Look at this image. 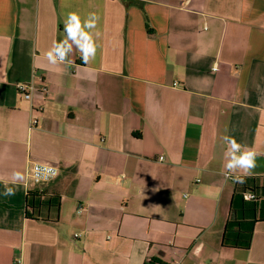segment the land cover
Listing matches in <instances>:
<instances>
[{"label":"crops","instance_id":"0c3cea01","mask_svg":"<svg viewBox=\"0 0 264 264\" xmlns=\"http://www.w3.org/2000/svg\"><path fill=\"white\" fill-rule=\"evenodd\" d=\"M69 12L95 58L53 66ZM224 135L264 153V0H0V264H264V155L226 180Z\"/></svg>","mask_w":264,"mask_h":264},{"label":"clouds","instance_id":"9594fccd","mask_svg":"<svg viewBox=\"0 0 264 264\" xmlns=\"http://www.w3.org/2000/svg\"><path fill=\"white\" fill-rule=\"evenodd\" d=\"M99 16L96 13H89L87 17L81 18L76 12H69L64 21L63 31L65 37L59 41H53L51 48L46 53V58L50 65L59 66L64 64H71L72 61L68 59L69 55L75 48L80 53V59L83 64H88L95 58L97 45L94 33L92 30L97 28ZM215 66L213 71H215ZM24 87V85H20ZM222 140L225 144L224 151V176L225 179H232L235 183H244V177L250 176L252 170L256 167V159L264 153L257 152L254 148L242 145L237 142L235 137L224 135ZM52 178L57 174L54 170L48 169ZM14 181L22 180L23 175L19 172L13 173ZM44 179L49 176L45 175ZM15 189L5 186L3 195H15Z\"/></svg>","mask_w":264,"mask_h":264},{"label":"built area","instance_id":"2783aa9c","mask_svg":"<svg viewBox=\"0 0 264 264\" xmlns=\"http://www.w3.org/2000/svg\"><path fill=\"white\" fill-rule=\"evenodd\" d=\"M20 85H24V87H20ZM18 90L19 93L26 99V100H32L33 99V93H34V86L32 83H21L18 85ZM43 92L48 94L49 90L47 87L43 88ZM38 111H43V107H39L37 109ZM37 119H32L30 127L33 128L36 124H37ZM163 158H161L160 160H162ZM48 169H52L54 170L57 174L54 176V178L51 177V175L48 172ZM60 172L59 169L56 168L53 165L50 164H45V163H34L33 166L30 169L29 172V178L31 180V183L35 184V185H40V184H46V183H50L53 180H55L58 176H59ZM45 175H48L49 178L48 179H44L43 177ZM254 198V195L252 193H247L245 195V199L246 200H251ZM76 237H78L79 235H75Z\"/></svg>","mask_w":264,"mask_h":264},{"label":"trees","instance_id":"16d2710c","mask_svg":"<svg viewBox=\"0 0 264 264\" xmlns=\"http://www.w3.org/2000/svg\"><path fill=\"white\" fill-rule=\"evenodd\" d=\"M262 189L264 190V187H263ZM251 190H252V191H244V192L242 193L243 199H244L245 201H248V202H254V203L259 202V200H260V195H261V194L259 193V191H260V187H259V188L254 187V188H252ZM247 193H252V194L254 195V198L251 199V200H246V199H245V195H246ZM229 226H230V222H229V224H228L227 231H228ZM225 241H226V238H225ZM144 264H167V263H165L164 261H162L161 259H158V258H151V259H149L147 262H145Z\"/></svg>","mask_w":264,"mask_h":264}]
</instances>
